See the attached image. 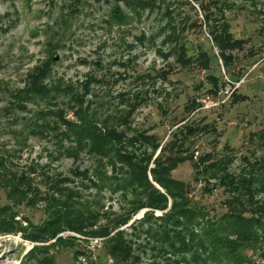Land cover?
Returning a JSON list of instances; mask_svg holds the SVG:
<instances>
[{"label": "rangeland", "instance_id": "rangeland-1", "mask_svg": "<svg viewBox=\"0 0 264 264\" xmlns=\"http://www.w3.org/2000/svg\"><path fill=\"white\" fill-rule=\"evenodd\" d=\"M204 2L206 4L208 0ZM229 2L233 8L227 11L226 16L233 34L236 38L250 39V42L243 51L234 52L237 62L230 72L222 67L219 59L212 61L211 69H215L217 76L225 82H230L233 71H241L243 81L235 89L237 95L246 99L238 102H233L232 96L235 83L212 94L209 92L212 84L207 80L209 70L183 68L175 62V56L168 60L162 56L167 46L162 45L163 37L159 30L162 22L167 21L163 16L166 7L180 16L177 20L189 18V22L197 20L203 23L197 0H163L161 10H147L141 17L134 16L122 25L111 15L113 0H0V159H3L9 175L15 173L20 177V172L32 167L36 173L31 177L36 178L35 184L45 192L48 184L44 176L59 175L80 182L81 179L74 176V170H87L95 181L99 169L107 176L112 174V166L106 159L101 161L86 151L76 158L63 155L57 148L60 143L53 137L29 132V135H20L23 122L31 121L36 107L27 104L26 110L20 111V98L15 99V94L23 87L31 68L45 59L53 46L57 53L54 66L57 77L75 84L89 74L101 80L91 85L92 95L89 96L101 118L109 114L119 116L118 111L126 107L125 100L131 96L133 100L134 94L141 93L145 102L131 116L132 129L152 130L159 137L161 146L169 144L168 153L178 155V162L171 171L172 177L191 184L190 196L197 204L204 205L210 214L218 217L227 210L226 200L241 195L246 201L253 197V205L264 210V187L259 183L256 182L252 189H235L234 186L232 192L220 183L225 173L248 178L251 164L264 161V0ZM119 4L125 9L123 3ZM190 29L185 40L192 51L201 46L210 55L219 54L216 49L211 50V38L205 26L203 30ZM143 33L147 40L141 43L137 38ZM150 36L155 37L153 43ZM252 49L254 55L249 53ZM169 65L171 73L166 79L163 72L169 69ZM147 73L152 77L138 79V75ZM200 84V89H196ZM193 98L200 102L201 107L190 112L185 107ZM68 117L74 118L71 113ZM198 123L208 127L196 129L191 134L187 129L180 130L184 124L196 128ZM63 144L69 146L71 143L65 141ZM209 152L211 156L204 159ZM158 153L159 150L153 159ZM215 164H218V169ZM262 172L264 170L258 171L257 176H262ZM5 174L3 172L0 184V206L4 209L12 207L6 216L14 212L20 224H16L14 231H0V264H116L107 254L100 237L65 230L47 241L29 239L49 217L50 211L39 199L20 206V200L14 199L20 196L16 190L9 198L14 181ZM206 180L210 182L211 192H203ZM84 182L89 183L87 180ZM74 185L79 186L77 183ZM83 191L86 196L97 194L94 188ZM102 195L101 203L105 210H109L102 223L127 209V203L119 193L111 196L110 191L104 190ZM30 198V195L26 197L27 200ZM142 214L143 211L139 212L135 218L142 217ZM127 226L121 227L128 230ZM260 234V242L254 246H243L248 264H264V240ZM58 237L73 238L75 243L57 244ZM138 243L144 244L140 248L135 247L139 260L131 259L128 264H171L174 259L182 257L159 251L160 247L147 240L145 235ZM34 247L48 249L30 253ZM86 252L91 253L89 257L84 255ZM199 254L202 255L200 250ZM184 257L186 260L179 264H200L193 261L190 254ZM43 258L48 263L41 261Z\"/></svg>", "mask_w": 264, "mask_h": 264}, {"label": "trees", "instance_id": "trees-1", "mask_svg": "<svg viewBox=\"0 0 264 264\" xmlns=\"http://www.w3.org/2000/svg\"><path fill=\"white\" fill-rule=\"evenodd\" d=\"M113 1L115 4L111 15L121 25L128 23L134 16L141 17L147 10L153 12L163 7V0ZM197 1L204 18L203 23H198L197 20L189 22V18L177 20L180 16L174 15V12L166 7L163 16L167 17V21L162 22L159 30L163 37L162 45L167 46V51L162 53V56L165 60L175 56V62L183 68L197 67L209 70L207 80L212 84L209 92L217 94L226 85L239 82L241 71H233L230 82L222 81L215 69H211L212 61L221 60L222 67L230 72L237 62L234 52L243 51L250 39L236 38L233 34L231 23L226 16L227 11L233 8L230 0H208L206 4L204 0ZM119 3H123L127 10ZM203 26L211 38V50L216 49L218 55H210L201 46L197 51H192L189 42L185 40L190 28L203 30ZM150 37V42L153 43L155 37ZM137 39L143 43L147 37L143 33ZM249 53L254 55V49ZM56 63L57 53L51 46L46 58L31 68L23 87L15 94V99L20 98V111L26 110L27 104L36 107L31 121L23 122L20 135L30 133L53 137L60 143L57 148L63 155L76 158L86 151L101 161L106 159L112 166V174L107 176L99 169L95 181L89 177L87 170H74V176L79 177L80 182L59 175L44 176L48 190L43 192L38 184H35L36 178L31 177V174L36 173V169L30 167L29 170L20 172V177L15 173L9 175L3 159H0V184L3 172L14 181L13 190L8 197H12L16 190L20 196H15L14 199L20 200V206L35 203L39 199L46 203V208L50 211L49 217L29 239L37 242L47 241L65 230L100 237L103 238L107 254L113 257L116 264H128L131 259L139 260L135 247L144 246L139 244L138 240L145 235L147 240L154 241L160 247L159 251L182 256L181 259H174L171 264L186 260L185 254H190L192 260L200 264H248L249 260L243 254V246H254L260 242V233L264 240V210L253 205V197L246 201L241 195L235 196L226 200L227 210L222 215L217 217L210 214L204 205L197 204L190 196V183L172 177L171 171L178 162V155L172 156L168 153L169 144L161 146L159 137L151 132L152 130L132 129L131 116L145 102L141 93L134 94L133 100L130 99L132 96L125 100L126 107L118 111L119 116L109 114L103 119L98 116L96 108H93L94 102L89 98L92 95L91 85L100 83L101 80L89 74L86 79L75 84L55 75ZM168 67L169 69L163 72L166 79L172 68L171 65ZM147 76L152 77L147 73L138 75V79ZM201 86L202 84L196 89ZM236 90L232 93L233 102L245 100V97L237 95ZM198 107H201L200 102L193 98L185 109L191 112ZM68 113L74 118L68 117ZM192 126L184 124L180 130L187 129L191 134L196 129L203 130L208 127L199 123L196 128ZM65 141L71 144L63 146ZM158 150V155L153 159ZM209 156L211 152L203 158ZM215 165L218 169V164ZM251 169L248 178L225 173L220 183L231 192L234 186L235 189H252L256 182L264 187V172L260 174L262 176H257L258 171L264 170V161L262 164H251ZM194 180L198 181L196 177ZM206 181L203 192H211L210 182ZM75 183L79 186H75ZM91 188L96 189L97 194L86 196L83 189ZM104 190L110 191L111 196L119 193L127 203V209L102 223L109 211L105 210L104 204L101 203ZM28 195L31 197L29 200L26 199ZM91 196L93 197L90 198ZM8 210H12V207L7 206L4 209L0 206V231H14L16 224H20L15 219L14 212H9L6 216ZM141 211L142 217L135 218ZM157 212L162 213L159 215ZM200 219L202 221L199 222ZM132 220L134 221L129 224ZM121 226H127L128 230ZM55 242L75 243L73 238L62 237H58ZM46 249L48 247H34L30 253ZM152 249L154 250V246ZM199 250L203 256L199 254ZM90 254L86 252L84 255L89 257ZM44 259L41 261L48 263V260Z\"/></svg>", "mask_w": 264, "mask_h": 264}, {"label": "built area", "instance_id": "built-area-1", "mask_svg": "<svg viewBox=\"0 0 264 264\" xmlns=\"http://www.w3.org/2000/svg\"><path fill=\"white\" fill-rule=\"evenodd\" d=\"M242 79L239 81V82H235V87H234V90H235V88H237V87H239L241 84H242Z\"/></svg>", "mask_w": 264, "mask_h": 264}, {"label": "water", "instance_id": "water-1", "mask_svg": "<svg viewBox=\"0 0 264 264\" xmlns=\"http://www.w3.org/2000/svg\"><path fill=\"white\" fill-rule=\"evenodd\" d=\"M158 187V185H156Z\"/></svg>", "mask_w": 264, "mask_h": 264}]
</instances>
